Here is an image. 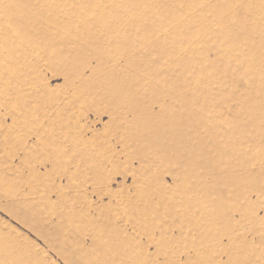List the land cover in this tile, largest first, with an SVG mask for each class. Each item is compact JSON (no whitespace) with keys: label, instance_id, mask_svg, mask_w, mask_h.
Instances as JSON below:
<instances>
[{"label":"rangeland","instance_id":"obj_1","mask_svg":"<svg viewBox=\"0 0 264 264\" xmlns=\"http://www.w3.org/2000/svg\"><path fill=\"white\" fill-rule=\"evenodd\" d=\"M0 264H264V0H0Z\"/></svg>","mask_w":264,"mask_h":264}]
</instances>
